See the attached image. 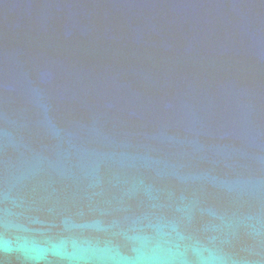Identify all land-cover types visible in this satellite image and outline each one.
<instances>
[{"label": "water", "instance_id": "water-1", "mask_svg": "<svg viewBox=\"0 0 264 264\" xmlns=\"http://www.w3.org/2000/svg\"><path fill=\"white\" fill-rule=\"evenodd\" d=\"M0 264H264V0H0Z\"/></svg>", "mask_w": 264, "mask_h": 264}]
</instances>
